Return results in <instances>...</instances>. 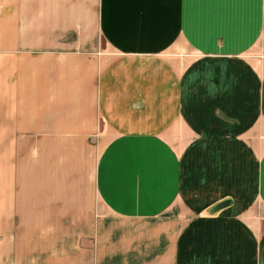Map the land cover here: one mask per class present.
Instances as JSON below:
<instances>
[{
    "label": "crops",
    "instance_id": "obj_1",
    "mask_svg": "<svg viewBox=\"0 0 264 264\" xmlns=\"http://www.w3.org/2000/svg\"><path fill=\"white\" fill-rule=\"evenodd\" d=\"M0 264H264V0H0Z\"/></svg>",
    "mask_w": 264,
    "mask_h": 264
},
{
    "label": "rangeland",
    "instance_id": "obj_2",
    "mask_svg": "<svg viewBox=\"0 0 264 264\" xmlns=\"http://www.w3.org/2000/svg\"><path fill=\"white\" fill-rule=\"evenodd\" d=\"M94 139V142L92 143V146H90L89 151L83 153V155L80 156L79 161L76 165H74L73 169H72V177L73 180H75L77 177L80 179L82 176H84L85 182H87V186L92 185V164L93 162L97 159L101 149L104 146V138L103 140H101L100 138ZM85 160L84 164L88 167V172L86 173V170H84V172H80L81 169L84 168V165L79 164L82 163ZM79 164V166H78ZM78 166V168H77ZM91 172V175H90ZM87 175H88V180H87ZM70 176H67L66 178H64V182H63V187L66 188L68 187L70 184L68 183V180ZM73 185H70V187Z\"/></svg>",
    "mask_w": 264,
    "mask_h": 264
}]
</instances>
